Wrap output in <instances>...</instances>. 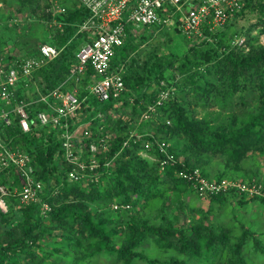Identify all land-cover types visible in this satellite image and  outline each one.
<instances>
[{
  "label": "trees",
  "instance_id": "obj_1",
  "mask_svg": "<svg viewBox=\"0 0 264 264\" xmlns=\"http://www.w3.org/2000/svg\"><path fill=\"white\" fill-rule=\"evenodd\" d=\"M60 1L66 7L63 12L55 6L51 8L53 1L46 0L38 15L43 27L37 44L27 50L29 55L38 56L42 44L52 43L61 51L33 71L27 91L22 81L18 94L32 99L39 91L48 92L64 84L65 90H75L80 99L85 98L83 109L93 120L91 140L101 132V124L113 123L102 131L116 135L108 140L107 149L96 155L98 166L87 168L92 178L86 190L81 182L68 178L71 164L63 157L62 126L55 130L38 125L30 132H23L18 122L2 127L4 137H13V144L31 154L35 173L44 188L38 201L19 208L11 205L9 213L0 210V264H96L95 257L101 254L115 257L122 264H133L137 257L151 264H170L169 260L149 258L139 250L147 239L162 248L175 247L205 264H213L226 249L230 251L228 261L217 264H248L244 248L250 237L254 248L264 253V242L257 230L243 221H240L241 234L231 245L229 235L217 233L208 214L195 218L189 226L176 225L179 214L186 212L183 194L193 190L208 195L213 203H223L231 195L240 196L238 201L242 205L252 200L264 204V177L258 175L257 168L249 172L246 164L250 151L264 155V43L250 36L251 26L229 23L224 29L211 30L208 24H203V35L194 38L191 45L184 35L186 46L183 48L181 45L177 48L170 27L169 52L152 51L140 61L138 56L149 39L146 32L151 25L128 23L125 42L116 48L112 60L114 67L123 71L125 90L118 98L100 101L88 88L94 73L90 64L84 72L70 78L76 52L89 40L81 25L90 10L79 1ZM21 2L23 9L39 5V0ZM247 11H257L258 21L264 22V0H243L235 18L246 15ZM22 27L28 29L29 23L22 22ZM173 28L175 33L181 31L177 20ZM18 31L14 33L19 34ZM236 35H245L246 45L234 44L232 40ZM162 90H167L168 94L157 107V122L142 123L140 118L147 104L156 102ZM131 97L136 101L131 122L123 120V114L113 120L111 106L118 101L128 104ZM196 106L201 107L203 115L196 113ZM32 107L47 108V104L35 103ZM99 111L106 114L103 121L98 116ZM116 111L121 113V108ZM146 125L153 130H145ZM135 128L140 133L154 131L160 140L167 142V150L175 158L185 153V160H168L164 164L165 175L161 172L165 152L157 143L151 148L144 145L151 136L131 138L124 145L130 130ZM141 150H146L156 160L144 156ZM209 152L224 158L223 170L217 173L216 179L227 176L251 184L262 183V193L247 198L237 186L227 191L201 193L196 177L189 180L184 177L185 180L175 175L177 171L193 173L196 166H202L201 175L209 178L205 167ZM85 158L89 160L88 156ZM108 162L110 164H106ZM253 164L256 165L254 156ZM17 178L15 168L0 172V183H10ZM174 190L178 192L168 202V195ZM102 201L105 204L101 206ZM44 202L48 203V209L43 207ZM112 202L121 204L110 212ZM122 203H130L134 212ZM173 204L179 205V214L168 213ZM146 207L154 208L157 222L152 220V214L144 215ZM17 211L21 213L18 219ZM57 230L59 234H54ZM174 259H171L173 264H187L185 259Z\"/></svg>",
  "mask_w": 264,
  "mask_h": 264
},
{
  "label": "built area",
  "instance_id": "obj_2",
  "mask_svg": "<svg viewBox=\"0 0 264 264\" xmlns=\"http://www.w3.org/2000/svg\"><path fill=\"white\" fill-rule=\"evenodd\" d=\"M79 4L90 10L88 18L81 25V29L87 31L89 40L76 52V62L72 65L70 78L84 72L90 64L94 73L88 84L89 91L100 101H106L118 98L125 90L123 71L114 67L112 60L116 48L125 42L128 23L135 26L154 24L171 26L177 20L181 32L194 40L203 35V24H208L211 30L224 29L234 18L235 12L242 8L243 0H80ZM53 6L59 12L66 10L60 0H53ZM232 41L237 45H246L245 35H236ZM40 49L41 53L38 56L8 64L0 63V172L12 167L15 168L18 177L15 181L11 179L10 183H0V207L4 211L9 210L10 203L7 204V200L11 202L12 196L25 204L38 201L44 184L35 173L31 154L13 144V137H4L2 127L13 126L18 122L23 132H30L33 126L38 125L49 126L55 130L62 126L63 157L71 164L68 178L78 182L91 180L92 174L87 168L93 169L98 166L99 159L96 155L107 149L108 140L112 138V133L104 134L102 131L104 125L101 124L99 126L101 132L90 139L93 137V131L90 129L93 120L83 109L82 101L85 98L80 99L75 90H65L64 84L48 92L39 91L36 98L20 97L18 90L21 82L26 84L27 91L28 79L33 71L58 56L61 51V48L52 43H44ZM160 92V98L156 102L147 104L143 118L156 112L158 105L168 94L167 90ZM41 102L47 104V108L32 107L33 104ZM105 115V112H98L102 121ZM144 135L151 136V139L144 142L146 148H151L157 143L165 152L162 166L168 160L177 159L167 150L168 144L165 140H160L149 132L130 130L124 145L128 144L131 138H140ZM85 156H88L89 160ZM180 174L189 179L196 177L201 193H216L233 186L244 188L241 183L231 182L226 178L220 180L207 178L196 169L193 173L181 171ZM43 207L48 209V203L44 202Z\"/></svg>",
  "mask_w": 264,
  "mask_h": 264
},
{
  "label": "rangeland",
  "instance_id": "obj_3",
  "mask_svg": "<svg viewBox=\"0 0 264 264\" xmlns=\"http://www.w3.org/2000/svg\"><path fill=\"white\" fill-rule=\"evenodd\" d=\"M51 2V0H49ZM53 1V0H52ZM73 1H80V0H73ZM46 0H39V5L34 4V9L22 8V2L21 0H0V63H6L8 64L9 61H15L17 59H25L27 57H31V55L28 54L27 47L30 48V45L37 44L38 36L40 35V30L42 29V23L40 21V17L38 16L41 11L42 7L44 6ZM53 8V4L51 6ZM36 12V13H33ZM31 13V14H30ZM257 11H247L246 15L234 18L231 20L230 23H234L236 26H251L252 31L250 32L251 37H258L259 41L264 43V22L258 21V18L256 16ZM22 22L29 23L28 29L22 27ZM51 23V22H50ZM159 24L151 25L150 29L146 32L147 37L149 38L145 44H143L141 53L138 56V60L142 61L148 56L149 52L152 51H160L161 52H169L170 50V30L169 28L172 27V33L173 36L176 38L177 42V48H182L186 46V43L184 41V35L181 31L178 33H175V29L173 28V25L168 26H158ZM16 26H18L16 28ZM15 30H19V34L14 33ZM175 33V35H174ZM194 42V40H189L187 38V43L191 45ZM181 45V46H180ZM248 48V47H247ZM92 78V77H91ZM65 86V85H64ZM78 86L77 88H79ZM70 90V89H69ZM31 93V92H30ZM128 104L124 103H116L112 108L109 110L111 113V118L113 120H116L118 118V114H123V120L129 121L130 115H133L134 113V106L136 105V101L134 97L127 102ZM194 104H192L193 106ZM121 108V113L117 112L116 109ZM196 113L198 112V115H203V112L201 111V107L196 106ZM157 112L148 114L145 118H140V121L142 123H145V121H151L157 122ZM168 122L170 123V118L168 119ZM113 123L103 124L104 128H108L112 126ZM157 126V125H153ZM145 130H148V126H144ZM102 130V129H100ZM149 130H153L152 127L149 128ZM107 131V130H106ZM133 131H137V128L133 129ZM147 132V131H145ZM149 133L155 134L154 131H149ZM116 133L112 132L111 136L115 137ZM144 156H148L152 161L156 160L154 159V156L149 155L146 150L140 151ZM250 156L246 162L247 166L250 168L248 171L252 172L254 168H257L258 175L260 177H264V155L259 154L258 152H249ZM253 156L256 159V165L253 164ZM210 157V158H208ZM186 156L185 153H182L179 155L177 160H185ZM206 171H208V177L211 179H216L219 175L217 173L221 172L223 170V164H224V158L217 154H211L210 152L207 153L206 156ZM115 166V162L113 164ZM162 166V165H161ZM198 172L204 173L202 166H196L195 167ZM161 172L167 174L166 172V166L161 167ZM176 176H180V178L185 179L184 176L177 171L175 172ZM222 178H226L227 180L231 182H237L241 183L244 188L240 191L243 193H246L247 198H251L253 195L257 193H262V183H249L247 181H244L240 178H231L227 176H223ZM221 178V179H222ZM186 180V179H185ZM189 180V178H187ZM217 180H219L217 178ZM89 181V180H88ZM87 180H82L81 185L84 187V189H88L90 187V184ZM190 182V181H189ZM194 186V185H193ZM229 188L225 189L224 191H227ZM178 190H174L173 192L169 193L168 202H170V198L173 197V194H176ZM241 192H238L240 194ZM185 199V209L186 212L180 213L179 205L173 204L171 207L168 208V213L170 215L179 214V217L176 219V225H184L189 226L192 224L195 218H201L203 214H208L210 220L214 223L215 230L217 233L225 232L228 234L229 238V244L231 245L233 242H235L238 238V236L241 234L242 228L240 226V221L245 222L248 226H251L252 229L257 230L258 236L262 239L264 242V204L260 203L258 201H249L246 203V205H242L238 201L237 196H231L228 195V199L223 203L218 202H211L208 195H202L198 193L197 191L193 190V192L190 193L186 192L183 194ZM12 201L10 202L7 200V204H9L8 209L13 205L15 208L22 207L26 205L25 203H22L18 201L17 197L12 196ZM108 203V202H107ZM105 202H101V206L104 205ZM121 203L118 202H112L110 203L111 206H109L110 212L116 210L120 207ZM124 204V203H122ZM213 206V210L209 211V208L211 205ZM125 208L130 209L132 206L130 203H125ZM108 207V206H107ZM193 208L195 211H193ZM114 209V210H112ZM0 210L2 213H9L8 211H4L1 207ZM131 210V209H130ZM20 211V210H18ZM17 211V219L21 217V213ZM131 212H134L131 210ZM144 215H151L152 214V220L157 222V217L154 216V208L153 207H146L143 210ZM48 223V221H47ZM2 224H0L1 226ZM54 234H59V230L54 231ZM65 236V233L63 234ZM57 237L55 236V239ZM59 242H62V238L58 239ZM227 241V242H228ZM139 250L149 258H159L160 260H169L170 264L172 263V258H182L185 259L187 264H205L204 262H201L200 260L196 259L195 257H189L183 252H179L175 247H165L162 248L158 246L153 240L147 239L140 247ZM223 253V254H222ZM244 254L246 255L248 259V264H264V253L257 251L254 248V242L252 238L250 237L247 241V244L244 248ZM219 255H221L219 258H217L213 264H217L219 262L226 263L228 261L230 251L229 249H226L224 252H221ZM96 264H122L120 260H116L115 257H111L108 254H101L97 256V259L95 257ZM47 264H49L47 262ZM133 264H151L149 261L137 257Z\"/></svg>",
  "mask_w": 264,
  "mask_h": 264
},
{
  "label": "clouds",
  "instance_id": "obj_4",
  "mask_svg": "<svg viewBox=\"0 0 264 264\" xmlns=\"http://www.w3.org/2000/svg\"><path fill=\"white\" fill-rule=\"evenodd\" d=\"M152 103H154V102H152ZM146 109H147V108H146ZM146 109H145V110H146ZM143 113H144V112H143ZM142 117H143V115H142Z\"/></svg>",
  "mask_w": 264,
  "mask_h": 264
}]
</instances>
